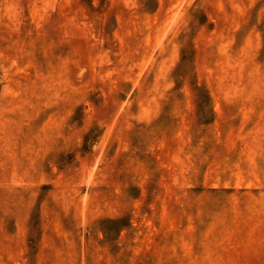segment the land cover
Returning <instances> with one entry per match:
<instances>
[{
    "label": "rangeland",
    "instance_id": "374dc122",
    "mask_svg": "<svg viewBox=\"0 0 264 264\" xmlns=\"http://www.w3.org/2000/svg\"><path fill=\"white\" fill-rule=\"evenodd\" d=\"M0 264H264V0H0Z\"/></svg>",
    "mask_w": 264,
    "mask_h": 264
}]
</instances>
